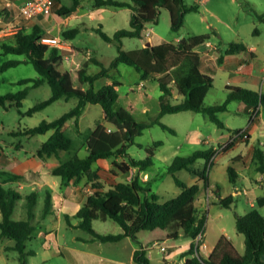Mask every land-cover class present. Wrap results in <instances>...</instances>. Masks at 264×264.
Wrapping results in <instances>:
<instances>
[{
	"label": "trees",
	"instance_id": "16d2710c",
	"mask_svg": "<svg viewBox=\"0 0 264 264\" xmlns=\"http://www.w3.org/2000/svg\"><path fill=\"white\" fill-rule=\"evenodd\" d=\"M62 3L57 14L59 18L72 15L81 6L82 0H73L72 5ZM93 9H131L132 16L130 29H122L116 32L112 38L102 28L98 33L107 42H117L119 55L111 64L112 69H118L120 65H130L142 75V79L153 77L158 81L163 93L160 98L161 112L158 119L151 124L138 123L126 110H116L115 105L120 99L121 81L115 80L100 90H96L94 84L103 77H109L110 69L104 67L102 62L95 56H89L88 51L81 47L72 46L74 54V67L70 69L65 63V52L41 43L45 36L39 28L31 33L23 30L16 33L15 42L12 45H3L5 54L24 55V60H12L4 63L0 70L5 72L12 67L22 64H32L37 70L39 77L35 79H23L20 85L32 84L34 88L48 83L52 89L50 99L41 102L31 108L27 115H33L59 100L69 101L73 98L79 99L78 105L59 119L48 122L44 121L39 126L28 129L22 134L34 136L47 134L54 131L52 136L44 143L39 151L40 157L56 156L60 164L53 168L52 174L60 178L61 184L68 187L71 184H81L83 181L93 183L95 189L86 203L77 213L79 224L76 226L93 236V241L102 243H117L126 238L138 244L139 249L134 255V264H152L148 250L154 245H164L175 242L182 237L192 240L183 264H264V215L257 206L264 207V197L257 198V204L245 215L236 214V226L239 233L246 237V250L241 253L234 242L226 235L220 237L219 241L211 251L210 255L204 257L199 254L201 245L197 238L205 233L206 216L201 215L196 207V199L200 193V183L188 184L176 176L177 172L186 170L193 177L198 178L206 189L211 188L209 170L212 167L213 158L220 149L211 147L207 150L196 151L190 156H178L169 167L182 192L176 198L162 201L161 196L154 193L149 186H144L140 175L133 177L131 181L120 182L114 189L103 191L99 184L94 183L99 178L94 164L102 159H109L118 154L123 157L128 155V147L136 143V138L143 132L158 124L167 131L175 132L170 126L161 122L167 114H176L186 111L202 113L208 116L220 128L225 124L217 116L218 112L226 111L233 101L245 102L248 106L259 109L264 106V93L240 86H228L227 100L222 105L207 106L206 99L210 90L214 87L215 79L201 69V53L199 47L210 42L209 34L193 37H183L178 42H164L151 47L126 51L123 49L125 38H144L146 25L158 22L162 9L171 13L172 29L179 31L188 13L198 11L199 6H187L184 0H93ZM4 11L0 10V17ZM81 33L80 28H73L62 33V37L73 41ZM249 49L244 44H230L225 51L224 57L235 56L247 52ZM220 63L223 57L219 58ZM102 65L103 69L97 75H90L88 68L90 64ZM90 88H86L87 85ZM28 89L17 93H8L0 96V105L7 106L8 101H15L18 108L23 106V100L28 96ZM101 105L105 119L109 126L98 124L91 132L87 141L88 156L81 157L74 149L73 139L66 133L69 121L79 118L84 114L88 105ZM111 130V131H109ZM246 132L237 130L231 137L230 143L224 148L228 151L237 141L234 135ZM164 142L158 141L153 146L145 148V158L130 160L119 163L114 162L124 174H129L133 168L139 173L154 165V159L158 148ZM140 147L144 148L142 145ZM66 152L69 157L61 159V153ZM5 151L0 149V158ZM199 160H205V168H196ZM239 161L238 159L233 162ZM253 161L264 174V151L256 147ZM230 181L237 186L238 172L233 165L228 168ZM26 181L22 175L13 172L0 173V238L12 239L16 242L14 249L20 252L22 264L28 263V257L35 255V251H27V242L33 239L37 230L35 223V206L40 195L32 192L27 196L28 218L24 220L13 219L19 201L24 200L23 194L14 187ZM217 203L223 207L231 208L236 201L234 195L222 196L221 188L218 186L214 191ZM44 213L45 216L52 212L51 191H47ZM98 221H113L120 227L119 232L103 234L94 228ZM145 234V236H143ZM201 253V252H200Z\"/></svg>",
	"mask_w": 264,
	"mask_h": 264
},
{
	"label": "rangeland",
	"instance_id": "374dc122",
	"mask_svg": "<svg viewBox=\"0 0 264 264\" xmlns=\"http://www.w3.org/2000/svg\"><path fill=\"white\" fill-rule=\"evenodd\" d=\"M184 1L187 6L198 5L199 10L186 15L184 25L179 31L172 29L170 11L162 9L159 21L146 25L144 38H125L123 49L131 51L140 49L144 47L145 43L151 41L156 45L164 42L176 43L183 37L209 34L211 36L210 42L214 45V50L218 55V63L215 62L216 75L214 77L216 81L208 94L206 105H222L226 102L229 91L218 64H220L219 58L224 57V53L230 47V44H244L248 48H255L260 58L259 61L264 60V0ZM63 2L67 5L73 4V0H64ZM92 2L93 0H82L83 7H81L80 12L87 13V11L93 10L91 8ZM44 18L43 22L48 23L46 24L48 26L44 25V31L48 35L61 37L63 33L61 30L81 29V33L73 40V43L85 51H89L90 56H95L102 62L104 67L110 69L108 72L109 77H103L95 82V89L100 90L115 80L122 82L119 90L120 99L115 105L116 110H126L138 123L143 124H151L159 118L161 112L160 98L163 93L158 81L153 77L143 80L142 75L136 68L130 65L122 64L118 69H112L111 64L119 55V46L117 42L110 43L104 40L97 31L102 28L104 32L113 38L117 31L130 29L131 11L112 7L104 8L101 15H89L83 17V19L70 20L64 24H59L54 16H45ZM56 18H58V15H56ZM150 30L153 33L151 37H148ZM15 36L16 34H11L9 37L12 38L0 39V68L8 61L24 60L26 58L24 55L4 53L3 45L14 44ZM207 48V43L199 48L202 56H204L203 51ZM241 55L246 56L245 53ZM102 69V65L92 63L88 68V72L90 75H97ZM38 77L39 74L32 64H22L5 72L0 70V96L17 93L25 89L29 91L21 108L17 107L15 101H8L6 107L0 105V149L2 148L5 151L4 156L0 158V173L13 172L23 176L26 175V170H30L28 176H33L32 179H26L23 184H14V187L25 198L17 204L13 216L15 220L28 218L27 196L32 192H36V190L32 191L31 187L24 186L23 188L22 185L36 181L35 176H53V168L60 164V160L56 156L40 157L38 155L44 143L48 141L54 131L34 136L22 133L39 126L44 121L52 122L59 119L79 103L77 98L69 101L59 100L33 115H27L31 108L50 99L52 96V89L48 83L36 88L32 84L20 85L18 83L22 79H35ZM86 88H90V85L88 84ZM242 106L241 101H233L230 103L228 110L218 112L217 116L225 124V128H220L202 113L186 111L167 114L161 119V122L174 129V133L165 130L158 124L151 125L141 136L136 138L135 144L128 147L127 156L123 157V155L118 154L109 159L99 160L94 164V168L97 173L100 171L99 176H114L112 174L114 171L123 180L125 179L123 176H137L139 174L144 186H148L150 183L149 188L154 193L159 194L162 201H167L176 198L182 192V189L176 184L174 176L169 173V167L174 159L178 156L187 157L196 151L207 150L213 146L219 148L218 159L214 161L209 170L210 176L221 187L222 195L228 196L244 186L248 187V195L236 194V201L231 208L223 207L218 203H214L209 207L206 200H204L203 205L199 204L200 214L206 216L205 240L208 245L216 244L223 234V229H225L231 237H234L237 247L244 253L246 250V237L238 232L235 216L237 213L245 215L252 209L248 201L249 197H253L254 202L257 201V198L264 197V174L254 161L249 166L250 168H244L238 161L233 163L232 158L237 154V149L220 156L226 152L224 148L227 145L225 146L224 143L218 144L222 135L229 137L237 130H247L252 126L251 116L242 109ZM98 124L109 126L102 106L92 104L88 105L84 114L79 118V123H76V119L68 122L66 133L73 139L74 149L81 157L88 156L87 141ZM263 133L264 129H260L257 135L261 144L256 141L255 145L261 147L264 151ZM206 140H210L211 143H206ZM241 140L247 142L249 138L246 137ZM158 141L164 142V145L158 148L154 165L147 170L139 173L137 168H133L129 174H124L114 165L115 161L130 164L132 158L144 159L145 148L153 146ZM68 157L69 155L66 152L61 153V159ZM35 159L38 163L30 168L27 164ZM231 165L238 168V174L241 176L238 180L240 186L238 188L229 180L228 168ZM205 166V160H199L196 164L197 169L205 168ZM176 176L188 184L192 185L194 183L193 175L186 170L177 172ZM243 176H253V178L248 181ZM200 185L204 190V184L201 182ZM48 190L49 188L42 191V195H40L34 209L37 230L33 235V239L27 242V251L33 250L35 255L28 257L27 264H107L105 259L96 257L93 252L103 253L110 257L128 258L129 248L128 245L126 247L125 241L120 243L93 241V236L90 233L76 227L79 224L76 215L82 205L68 202L67 208L61 212H51L45 216V200ZM213 195L214 198H217L215 193ZM257 208L264 215V207L257 206ZM94 228L103 234L120 231V227L115 225L113 221H98L94 224ZM178 241L185 242L187 238L182 237ZM176 242L152 246L154 262L164 264L161 262L164 254L171 255L175 252V249L169 248L168 245L171 246ZM15 244L16 242L12 239L3 240L0 238V264H22L20 252L14 249ZM160 246L168 247L167 252L163 253ZM187 250L188 247H185L182 251H179L180 253L177 255L179 261H182ZM201 253L204 257L206 256L203 252ZM176 263L173 262V264Z\"/></svg>",
	"mask_w": 264,
	"mask_h": 264
},
{
	"label": "crops",
	"instance_id": "0c3cea01",
	"mask_svg": "<svg viewBox=\"0 0 264 264\" xmlns=\"http://www.w3.org/2000/svg\"><path fill=\"white\" fill-rule=\"evenodd\" d=\"M25 1L26 0H0V10L4 11V15L0 17V39L12 38V37H9L11 34L4 35V32L7 30L8 26L15 21V18L19 15L20 8L25 3ZM63 1L64 0H62V2ZM61 6H62V3L58 1L56 12L53 15L56 21L59 22V24L68 23L70 20L83 19V17L89 16V15L90 16L101 15L102 11H104V9H93L91 11H87V13L86 12L82 13L80 12V10H82L81 7H83V5L81 4V6L77 9V11L74 12L72 15L64 19L59 18V17L56 18V15H58L57 11ZM127 10L131 11V9H127ZM131 16H132V11H131ZM44 20H45L44 16L37 17L33 20H27V21L24 20L22 23L23 24L22 30L25 33H31L34 29L39 28L42 34H44L45 36L55 37L52 35H48L44 31V25L48 26L46 25L48 24L47 22H43ZM61 32H64V31L61 30ZM13 42H15V40ZM70 43L72 46L79 47L75 45L73 41H71ZM148 43L149 42L145 43L144 47ZM151 43L155 44L153 41H151ZM207 47L208 48L203 51L204 56L201 55V58H202L201 69L204 73L209 74L214 77V75H216L215 74L216 73L215 72L216 71L215 62H217L218 60V55L215 52L214 45L211 44V42L207 43ZM199 48L197 49V51L201 53V51H199ZM248 49L249 50L247 52H244L246 56H242L241 54L243 53H241L235 56L223 57V62L218 64L219 70L225 77L226 87L240 86V87H244V88H248V89H252V90L264 93V60L262 62L259 61L260 58L255 48L251 47ZM90 55L91 54L89 53V56ZM242 103H243L242 109L245 112H248L250 114L253 107L248 106L245 102H242ZM252 123H253L252 126L249 129H247V135H248L249 141L246 142L244 140L238 139L237 141H235L234 145L228 151L222 153L220 156L234 149H237L238 150L237 154L234 155V157L232 158V161L238 159L239 160L238 162L242 164L244 168L246 167L250 168L249 166L252 165V161H253L254 153L256 149L255 142L258 141L260 143L259 141L260 139L257 134L260 129H264V106L261 107V111H260L258 118ZM231 137L232 136L226 137L222 135V138L218 141V144L224 143L225 146L228 145L231 141ZM18 161L19 163H21L20 160ZM37 163L38 161L35 159L34 161L30 162V164H27V165H29V167L31 168L32 166H34V164H37ZM235 169L237 170L238 168L235 167ZM29 171L26 170L25 171L26 175H23L26 179L33 178V176H28V174L30 173ZM98 173L100 175V171ZM112 174L114 176H99V178L95 180L94 183L99 184L100 188L103 191H109L111 189H114L120 182L131 181L133 177H135V176H123L125 178L123 180V178L121 176H118L114 171L112 172ZM35 177L37 178L36 181H34L33 183L22 185V187L23 188L24 186L31 187L30 189L32 191L36 190V192L39 195H42V191L49 188V190L51 191V196H52V212L53 213H56V211L61 212L63 209L67 208L68 202H73L79 206L81 205L83 206L86 203L88 197L91 194H93L95 190L92 186L93 183H87L86 181H83L81 184H71L68 187H64L62 186L61 180L58 177H55V176H35ZM50 177H52L53 179ZM139 177L141 178V176ZM240 177L241 176H238V180H240ZM243 177L248 181L253 178V176H243ZM210 178H211V184H212L211 188H208V189L204 188L203 190L201 186L200 193L196 199V207L198 209H199V204L203 205L204 200L208 201L209 207L212 204L217 203V198H214L213 194H214V189H216L219 185L215 183L212 176H210ZM193 181H194L193 184L201 183V182H198V178H195V177H193ZM236 187H240L239 184H237ZM244 188L247 189L248 187L244 186L238 189L240 191ZM236 194L237 192L232 193V195L234 196ZM222 196L226 197L225 195H222ZM248 201L251 207H254L256 205V202H254L253 197H249ZM205 229H206V226H205ZM222 232H223L222 236L226 235L236 245L233 236L231 237V235H229L225 229H223ZM205 237H206V231L204 233V247L201 248V252H203L206 255L205 257H207L210 255L211 251L214 249L217 242L214 245H208L207 241L205 240ZM122 241L126 242L125 243L126 247L128 245V248H129L128 258H122L118 256L110 257L107 255H104L103 253H95V252H93V254L100 259H105L107 261V264H134V255H135V252L139 249L138 244L129 238H126ZM120 242H117V243H120ZM191 243H192V240L187 239V241L185 242L177 241L176 243H173L171 246L168 245L169 248L172 247L173 249H175V252H173L171 255L164 254L161 262H163L164 264H173V262L175 261L177 262L176 264H183L186 258L183 257L182 261H179L180 259H177L178 257L177 255L180 253L179 251L183 250V248L185 247L189 248ZM237 248L239 249V247ZM148 251H149L148 252L149 258L152 260V264H160L159 262H154V258L152 255V248H150ZM239 251L243 253L240 249ZM262 259L264 260V255Z\"/></svg>",
	"mask_w": 264,
	"mask_h": 264
},
{
	"label": "built area",
	"instance_id": "2783aa9c",
	"mask_svg": "<svg viewBox=\"0 0 264 264\" xmlns=\"http://www.w3.org/2000/svg\"><path fill=\"white\" fill-rule=\"evenodd\" d=\"M58 4V0H26L25 3L21 6L19 15L15 18V21L11 23L7 30L4 32V35L8 34H16L23 29V21L33 20L40 16H53L56 12V7ZM152 30L148 32V37L152 36ZM41 43L44 45H48L54 48H57L63 52H65V63L66 65L72 69L74 67V54L72 52V45L70 41L66 40L62 36H43L41 38ZM259 109L253 108L250 112V116L252 121L254 122L258 115L260 114ZM111 131V130H109ZM248 137L246 132H242L239 134L234 135L235 139H244ZM206 143H211L210 140H206ZM219 153L213 158L214 161L218 159ZM238 188V187H237ZM237 194H247L248 190L246 188L239 191L237 189ZM197 243L201 245V248L204 247V234L201 233L197 238ZM160 250L163 253H166L168 247L160 246ZM200 254V252H199Z\"/></svg>",
	"mask_w": 264,
	"mask_h": 264
},
{
	"label": "water",
	"instance_id": "95a60500",
	"mask_svg": "<svg viewBox=\"0 0 264 264\" xmlns=\"http://www.w3.org/2000/svg\"><path fill=\"white\" fill-rule=\"evenodd\" d=\"M152 46V43L151 42H149L147 45H146V47H151Z\"/></svg>",
	"mask_w": 264,
	"mask_h": 264
}]
</instances>
